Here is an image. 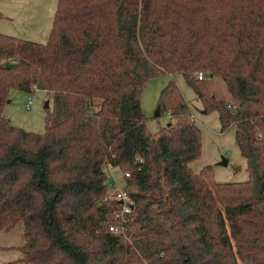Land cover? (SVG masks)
<instances>
[{
  "label": "trees",
  "instance_id": "16d2710c",
  "mask_svg": "<svg viewBox=\"0 0 264 264\" xmlns=\"http://www.w3.org/2000/svg\"><path fill=\"white\" fill-rule=\"evenodd\" d=\"M162 74L234 127L246 182L192 173L199 131L171 83L157 112L173 124L145 131L139 95ZM10 91L51 95L42 134L2 116ZM104 166L129 175L120 236L103 231ZM17 223L26 264H264V0H57L46 43L0 35V231Z\"/></svg>",
  "mask_w": 264,
  "mask_h": 264
},
{
  "label": "rangeland",
  "instance_id": "374dc122",
  "mask_svg": "<svg viewBox=\"0 0 264 264\" xmlns=\"http://www.w3.org/2000/svg\"><path fill=\"white\" fill-rule=\"evenodd\" d=\"M56 4L57 0H0V35L36 44L46 43ZM170 83L187 106V119L193 121L199 131L200 152L189 164L192 173L200 176L206 172L216 184L246 182L245 161L234 143V127L220 132L216 113H201V104L195 92L186 85L180 74L158 75L143 84L139 102L145 119V131L152 136L173 124L167 110L157 112L159 94ZM203 84L205 92L216 100L231 103L218 77H204ZM7 101L2 107V116L12 127L34 134L44 132L45 119L52 106L51 95L43 91L29 94L10 91ZM27 101H30V105L26 110ZM221 158L226 160L225 166L218 165ZM116 174H119L118 170ZM22 246L21 223L7 231H0V264H26L22 262Z\"/></svg>",
  "mask_w": 264,
  "mask_h": 264
},
{
  "label": "built area",
  "instance_id": "2783aa9c",
  "mask_svg": "<svg viewBox=\"0 0 264 264\" xmlns=\"http://www.w3.org/2000/svg\"><path fill=\"white\" fill-rule=\"evenodd\" d=\"M204 74L197 73V80H202ZM30 101L25 104V109L29 108ZM102 172L106 176L107 189L104 201L116 203V210L112 213L111 221L103 227V231L109 235L120 236L126 231L128 219L131 215L133 204L130 196L124 189V180L129 175L126 172L116 174V168L109 166L102 167ZM131 206V208H130Z\"/></svg>",
  "mask_w": 264,
  "mask_h": 264
},
{
  "label": "water",
  "instance_id": "95a60500",
  "mask_svg": "<svg viewBox=\"0 0 264 264\" xmlns=\"http://www.w3.org/2000/svg\"><path fill=\"white\" fill-rule=\"evenodd\" d=\"M9 67H10V64L9 63H4V68L7 69ZM6 102H8V101L6 100ZM218 165L219 166H225L226 165V160L223 159V158H221L220 161H219V163H218ZM130 208H131V206H130Z\"/></svg>",
  "mask_w": 264,
  "mask_h": 264
}]
</instances>
